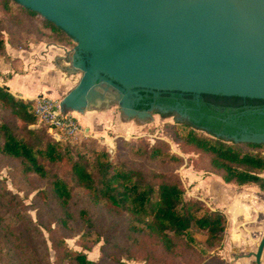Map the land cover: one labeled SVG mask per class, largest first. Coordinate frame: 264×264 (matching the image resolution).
I'll list each match as a JSON object with an SVG mask.
<instances>
[{
    "label": "trees",
    "instance_id": "16d2710c",
    "mask_svg": "<svg viewBox=\"0 0 264 264\" xmlns=\"http://www.w3.org/2000/svg\"><path fill=\"white\" fill-rule=\"evenodd\" d=\"M0 13V57L6 61L10 60L6 44L28 48L29 42L21 37L23 31L35 36L33 42L75 45L64 30L16 0H0ZM34 105L35 98H22L0 83V156L12 159L25 178L35 174L43 182L34 196L58 207L61 227L68 226L72 216L69 206L79 196L77 190H83L96 210H105L109 219L120 218L97 230L92 213L80 208L82 235L87 240L81 241V250H74L64 238L51 234L53 264H102L103 257L109 264H129L135 252L141 253L143 264H170L169 259L183 258L187 253L203 264L214 257L212 252L223 240L226 217L219 210L207 209L199 200L186 198L177 175L151 167V162L160 160L182 162V157L169 153L168 142L125 143L130 153L141 159H118L86 136L57 139L37 120ZM181 124L180 131H174L175 139L182 138L205 154L209 168L225 183L254 184L264 191L262 143L226 142L212 133H198L194 125ZM61 165L66 166L62 173ZM15 200L19 204L16 194L0 188V253L13 260L19 257L20 264H50L47 243L37 224L24 220L23 215L16 220L13 213L5 215L8 209H1L5 204L16 205ZM19 223L22 227L14 229ZM120 227L122 238L117 240L114 232ZM198 235L203 240L199 241ZM99 242L98 258L89 259L86 251ZM213 261L222 262L219 258Z\"/></svg>",
    "mask_w": 264,
    "mask_h": 264
},
{
    "label": "water",
    "instance_id": "95a60500",
    "mask_svg": "<svg viewBox=\"0 0 264 264\" xmlns=\"http://www.w3.org/2000/svg\"><path fill=\"white\" fill-rule=\"evenodd\" d=\"M16 1L75 42L81 78L60 100L63 113L117 102L122 121L152 119L130 105L136 89L264 100V0ZM233 140L264 142V132ZM263 250L264 233L255 264Z\"/></svg>",
    "mask_w": 264,
    "mask_h": 264
},
{
    "label": "rangeland",
    "instance_id": "374dc122",
    "mask_svg": "<svg viewBox=\"0 0 264 264\" xmlns=\"http://www.w3.org/2000/svg\"><path fill=\"white\" fill-rule=\"evenodd\" d=\"M0 15H2L0 13ZM33 25H36L33 22ZM32 29V28H31ZM7 33H4L6 37ZM21 37L25 42L34 41V35L25 31L21 32ZM31 84L37 90H45L50 94L57 92L59 80L56 74L46 73L35 77ZM118 112V108H115ZM152 119L140 120L129 132L122 131L106 132L107 140L103 136L93 135L84 132L81 137L91 139L97 148L106 149L111 156L118 159L129 161H140L130 153L127 144L138 143L139 141L154 143L156 140H163L169 144V153H174L182 157L181 163H168L166 161L151 162V167L177 175L185 191V197L201 201L207 209L219 210L226 217V228L221 245L212 253L214 257L209 258L208 264H218L213 259L219 258L221 264H255L252 252L256 251L257 245L264 233V191H261L254 184L236 185L225 183L219 174L212 171L208 166V158L205 154L187 145L182 138L175 139L174 131H180L182 124L172 121L171 118H163L158 115L151 116ZM198 133L208 135L202 130L197 129ZM226 142L229 140L225 139ZM127 143V144H125ZM93 146V145H92ZM264 153V147H263ZM65 165H61L59 172H63ZM264 174V173H263ZM43 187V182L35 175L30 174L26 178L21 175L12 159L0 156V188L8 190L11 194H16L19 199L1 207L2 210L8 209V213H13L12 217L17 218L23 215L24 220H31L36 223L41 230L48 247L50 264H53V250L51 248V234L54 237L64 238L67 246L74 250H81L83 243L87 239L83 236L84 223L81 220L79 209L85 207L95 218L96 229H104L108 224H115L120 218L109 219L105 210H96V207L88 201L83 190H77L78 197H74L69 206L71 218L68 226H60L58 217L61 212L52 202H43L42 199L35 197L37 188ZM23 213V214H22ZM27 225V223H25ZM22 227L19 223L14 226ZM117 227V226H116ZM123 228H116V239L122 238ZM2 233V232H1ZM93 239V236L90 235ZM197 239L203 240V236L198 235ZM93 245L87 256L91 260H96L99 254V244ZM127 243V242H126ZM93 251L96 256L93 259ZM15 256V255H14ZM105 258V257H103ZM101 258L102 264H109ZM264 260V250L261 260ZM170 264H203L193 254L187 253L183 258L169 259ZM129 264H143L141 253L135 252ZM206 263V264H207ZM0 264H20V258L15 256L14 260L5 252L0 253Z\"/></svg>",
    "mask_w": 264,
    "mask_h": 264
},
{
    "label": "crops",
    "instance_id": "0c3cea01",
    "mask_svg": "<svg viewBox=\"0 0 264 264\" xmlns=\"http://www.w3.org/2000/svg\"><path fill=\"white\" fill-rule=\"evenodd\" d=\"M74 46L62 44H49L46 42H29L28 48H13L6 44V53L10 60L6 61L0 57V83L5 84L9 91L22 98L32 99L37 96H47L54 99H62L79 82L81 72L73 66ZM46 73L56 74L59 80L57 92L50 94L45 90H37L31 81ZM10 74L9 77L6 75ZM118 112H115V108ZM77 119L84 132L103 136L107 140L106 132L126 131L129 132L139 119L131 117L128 121H122L120 117V106L112 102L105 109H83V114L76 109H69ZM93 259L94 254L92 253ZM92 259V258H91ZM264 264V260H261Z\"/></svg>",
    "mask_w": 264,
    "mask_h": 264
},
{
    "label": "flooded vegetation",
    "instance_id": "af4514ba",
    "mask_svg": "<svg viewBox=\"0 0 264 264\" xmlns=\"http://www.w3.org/2000/svg\"><path fill=\"white\" fill-rule=\"evenodd\" d=\"M130 105L150 116L189 123L223 139L264 132V100L176 90L136 89ZM262 143L264 147V142Z\"/></svg>",
    "mask_w": 264,
    "mask_h": 264
},
{
    "label": "built area",
    "instance_id": "2783aa9c",
    "mask_svg": "<svg viewBox=\"0 0 264 264\" xmlns=\"http://www.w3.org/2000/svg\"><path fill=\"white\" fill-rule=\"evenodd\" d=\"M34 111L37 120L44 123L48 132L57 139H75L84 134L83 128L69 109L61 112L60 99L37 96Z\"/></svg>",
    "mask_w": 264,
    "mask_h": 264
}]
</instances>
